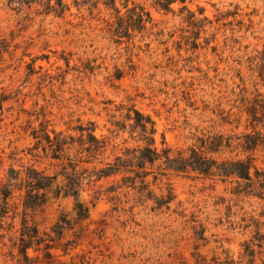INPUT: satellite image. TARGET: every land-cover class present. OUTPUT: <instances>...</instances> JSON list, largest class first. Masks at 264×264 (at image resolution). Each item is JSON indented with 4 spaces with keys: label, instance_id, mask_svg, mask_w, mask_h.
I'll list each match as a JSON object with an SVG mask.
<instances>
[{
    "label": "rangeland",
    "instance_id": "obj_1",
    "mask_svg": "<svg viewBox=\"0 0 264 264\" xmlns=\"http://www.w3.org/2000/svg\"><path fill=\"white\" fill-rule=\"evenodd\" d=\"M98 1L90 11L88 5L64 0L70 10L61 18L40 13L38 3L17 13L8 8V0H0V189L10 166L34 163L49 174L59 170L27 153L34 144L31 127H38L41 114L49 128L74 138L80 134L77 125L95 121L99 136L109 134L116 106L133 104L155 120L158 147L163 133L173 150L190 144L195 127L230 132L231 127L209 119L216 117L212 108L217 104L228 109L224 96L236 87L237 72L246 74L248 56L264 47V0H187L195 26L182 20L186 11L180 13L179 2L172 4L174 13H166L156 0H117L121 13L124 3H139L153 20L121 42L111 39L104 23L112 10ZM244 125L243 118L234 131H244ZM256 157L264 170V148ZM119 180L84 181L87 219L77 218L72 196L50 193L33 216L42 241L28 250L32 264H178L176 255L191 259V226L205 228L207 242L199 241L203 253L220 245L239 249L244 236L219 223L225 212L220 198L228 196L229 183L166 170L150 185L156 195L161 188L172 189L175 199L164 211L154 210L153 199L132 191L119 189L118 200H110L104 191ZM97 190L101 194L96 198ZM19 195L13 191L10 209L0 217V264H17ZM47 251L52 257L45 256Z\"/></svg>",
    "mask_w": 264,
    "mask_h": 264
},
{
    "label": "trees",
    "instance_id": "obj_2",
    "mask_svg": "<svg viewBox=\"0 0 264 264\" xmlns=\"http://www.w3.org/2000/svg\"><path fill=\"white\" fill-rule=\"evenodd\" d=\"M116 1H102L112 10L104 23L113 41L121 42L124 37L129 38L133 31L140 32L147 23H152L149 11L142 4L133 2L128 7L124 3L126 10L121 13ZM186 1L156 0L155 5L166 13H174L172 4L181 3L180 13L186 11V15L181 16L182 20L188 26H195V13ZM75 2L77 6L88 5V10L93 11L99 1ZM33 3L43 6L40 13H52L61 18L70 10V5L64 0H54V3L52 0H8V8L19 13ZM247 62V73L238 71L236 87L224 96L228 109L217 104L212 108L216 117L209 119L221 126L231 127L230 132L217 133L206 127H195L188 137L190 144L186 148L173 150L167 145L163 133L162 147L159 148L155 138V120L133 104L116 106L110 113L108 135L98 136L97 123L88 120L85 125L76 126L80 133L77 138L65 136L62 131L49 128V120L44 114L37 116V119L40 117L38 127H31L30 133L34 144L27 153L34 160L47 159L51 166H58L59 170L49 174L47 169H39L34 163L21 164V169L10 166L8 170L7 181L0 189V217L9 211V200L13 191L18 190L23 208L21 228L16 230L18 235H14V245L18 247L17 264H32L28 250L42 241L33 216L35 210L50 199V193L53 197L61 193L72 196L77 218L87 219L89 207L81 199L84 181L90 185L120 176L119 181L110 184L104 191L111 194L110 200H118L119 189H122L124 194L132 191L146 199H153L152 208L165 211L170 210L175 199L172 189L168 186L161 188L160 194L156 195L150 185L155 184L166 170L196 173L229 183L228 196L220 198L225 212L219 217V223L226 225L227 230L244 236L236 252L220 245L206 254L200 251L199 244V241L207 242L205 228L191 226V259L176 255L178 264H264V170L257 165L256 157L260 148H264V92L261 91L264 87V47L248 56ZM243 118L245 129L237 133L234 130ZM120 136V142H116ZM108 151L110 154L106 156ZM12 155V159L16 160L17 154ZM223 155L225 157L221 158ZM149 176H152L151 180ZM94 192L98 195L96 198L101 194L100 190ZM45 256L52 257L49 251L45 252Z\"/></svg>",
    "mask_w": 264,
    "mask_h": 264
}]
</instances>
